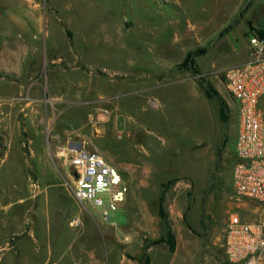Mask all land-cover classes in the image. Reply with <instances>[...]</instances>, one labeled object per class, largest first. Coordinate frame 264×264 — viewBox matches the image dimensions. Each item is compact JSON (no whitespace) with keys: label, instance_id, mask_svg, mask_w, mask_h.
<instances>
[{"label":"rangeland","instance_id":"obj_1","mask_svg":"<svg viewBox=\"0 0 264 264\" xmlns=\"http://www.w3.org/2000/svg\"><path fill=\"white\" fill-rule=\"evenodd\" d=\"M28 1L0 0V46H36L19 62L0 58V264H141L144 254L149 264H228L202 247L173 254L169 244L155 243L168 230L158 206L164 192L167 214L176 202L195 234L216 235L219 245L230 213L248 222L263 216L232 194L238 110L215 71L247 58L250 34L264 30V0ZM196 48L204 52L190 66L185 58ZM33 79L42 98L63 97L61 113L24 115L15 100L4 102L19 93V80ZM79 81L88 82L87 100L117 97L122 133L106 131L105 157L147 163L138 177L123 173L125 201L108 222L75 199L72 168L60 152L96 138L90 106L97 102L75 103ZM208 85L224 99V113ZM197 213L205 224L193 221ZM171 228L176 236L178 226ZM87 254H99L98 263Z\"/></svg>","mask_w":264,"mask_h":264},{"label":"built area","instance_id":"obj_2","mask_svg":"<svg viewBox=\"0 0 264 264\" xmlns=\"http://www.w3.org/2000/svg\"><path fill=\"white\" fill-rule=\"evenodd\" d=\"M247 54L243 61L217 69L215 75L238 110L232 194L253 201L263 216L248 222L236 212L229 214L223 239L228 264H264V39L256 32L248 38ZM60 152L72 168L75 199L90 202L108 222L128 191L119 170L97 150L69 145Z\"/></svg>","mask_w":264,"mask_h":264},{"label":"crops","instance_id":"obj_3","mask_svg":"<svg viewBox=\"0 0 264 264\" xmlns=\"http://www.w3.org/2000/svg\"><path fill=\"white\" fill-rule=\"evenodd\" d=\"M22 1H28V0H22ZM29 2V1H28ZM3 46H0L2 48V52L0 53L1 60L5 61L4 65L7 64L6 61H11L13 58H15L18 62L22 60L24 51L30 49L34 50L36 49L35 45H31L29 47L24 48V44L16 45V48L12 46V48L8 47V42L3 41ZM73 70H81V67L75 66L72 67ZM20 85L19 87V93L17 95H10V97H6L4 99V102L7 103L8 101L15 100L17 104V112H21L24 115H42V114H55V113H61V108L57 107L56 104H59L61 102H66L61 95L51 93L50 95H46L43 98L40 95V91L37 89V87H40L41 82L37 79H33L30 82L27 83V81H21L19 80ZM79 85V89L76 90L72 96L75 98V103L79 104V106L87 107L90 104H94L95 106H90L92 109H94L97 115L98 120V126L96 127V138L95 140H90L88 143L86 141H78L71 143L70 145H76V146H88L92 148V150H97L100 152L105 160L116 167L119 172L121 173L123 177V173H128L130 177H138L139 175V167L140 165L146 162H139L138 160H130L127 163H115V161L112 158H106L104 155V148L106 149L107 141H104V136L107 130H113L115 133L116 130L119 129V126H121V120L120 118V111H119V104L117 102L116 96H110L105 95L103 93H99L98 96L93 100H87L86 97H83V93H87V81H79L77 83ZM83 88V89H82ZM83 91V92H82ZM142 93V92H138ZM136 94V93H135ZM149 103L152 107L158 108L160 106V102L156 98H149ZM104 104H107L106 106ZM2 111V110H1ZM3 113L8 114V112L3 110ZM124 123V122H123ZM124 125V124H122ZM121 132L122 130L119 129L117 133ZM130 135H133L135 133L133 130H129ZM120 134V133H119ZM84 136V135H83ZM29 147V155H34V150L32 148V141L30 142ZM102 148L103 150H101ZM49 153L51 154L50 150L48 149ZM25 154V152H22V157ZM152 167L148 166L147 168V175L146 177L152 176ZM182 174V173H181ZM180 174V175H181ZM174 178V176H173ZM183 178V177H181ZM124 179V178H123ZM172 204H175L173 206ZM170 203L168 205V211L169 214H167V220L170 224V227L172 226L173 229L176 231V226H178L179 232L176 231L175 236V248L173 251V254H200V247L201 250L208 249L209 254H225L224 248H223V241L222 244L219 243V237L218 236H197L195 234V231L190 229L192 227L190 221L191 217L189 218V213H186L183 211L182 207H177L176 202ZM193 221L197 222L199 225L205 224V220H203V217L201 214L197 213L194 218H192ZM185 220L187 223H185ZM192 222V223H195ZM166 223V222H165ZM184 225V227H183ZM190 227H188V226ZM186 226V227H185ZM186 230H185V229ZM172 229V228H171ZM173 231V230H172ZM185 231L188 233L186 234ZM206 235V234H205ZM202 239V240H201ZM208 239V240H205ZM207 242L208 245L205 243ZM166 244L163 242V245ZM205 244V245H204ZM220 247H222V250L220 251ZM163 249L165 247L163 246ZM166 250V249H165ZM164 250V251H165ZM181 250V251H180ZM52 254H45V258L48 259L51 257ZM65 254H59V257L64 256ZM89 258L92 260L91 262L98 263V256L99 254H87ZM102 256V255H100ZM100 258V257H99Z\"/></svg>","mask_w":264,"mask_h":264},{"label":"trees","instance_id":"obj_4","mask_svg":"<svg viewBox=\"0 0 264 264\" xmlns=\"http://www.w3.org/2000/svg\"><path fill=\"white\" fill-rule=\"evenodd\" d=\"M229 28L230 27L225 28L224 31H226ZM257 33L264 39V30H258ZM202 52H204V49H202V48H196V49L190 50L186 55L185 62L189 63V65L191 66L193 64V56L199 55ZM206 92L209 95H213L219 99V101L222 105L223 113H224V110H226L227 105H226L224 99L221 97V95L218 92H216L215 90L211 89L209 87V85L206 87ZM170 182L171 181H169L168 183H170ZM163 203H164V192H163V198L161 197L160 202H159L158 213H159V216L167 222V225H168L167 237L164 239H159L155 243L162 244L163 242H165L166 244H169L170 251H173L175 248V236H174V233L170 227V224L168 223L167 212H166V209H165ZM185 223H187L186 220H185ZM141 264H149V258H148L147 254H144Z\"/></svg>","mask_w":264,"mask_h":264},{"label":"water","instance_id":"obj_5","mask_svg":"<svg viewBox=\"0 0 264 264\" xmlns=\"http://www.w3.org/2000/svg\"><path fill=\"white\" fill-rule=\"evenodd\" d=\"M74 175L76 176V173H74Z\"/></svg>","mask_w":264,"mask_h":264}]
</instances>
